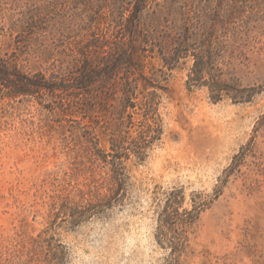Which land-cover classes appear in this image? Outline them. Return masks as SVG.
<instances>
[{
    "label": "rangeland",
    "instance_id": "1",
    "mask_svg": "<svg viewBox=\"0 0 264 264\" xmlns=\"http://www.w3.org/2000/svg\"><path fill=\"white\" fill-rule=\"evenodd\" d=\"M111 1L0 0V52L47 74L76 62L81 50L98 61L119 26L105 20L108 6L101 17L94 12ZM149 7L157 40L147 42L145 73L157 71L162 135L143 162L124 161L125 195L112 207L77 215L115 185L102 155L119 101L109 100L116 111L96 106L84 116L50 112L31 98L0 100V264H170L155 238L164 193L181 188L189 208L192 192L210 195L218 186L189 229L179 264H264V0H153ZM34 15V28L13 27ZM188 27L208 28L222 42L223 72L255 87L249 100L214 102L206 87H188L190 56L164 66L162 35Z\"/></svg>",
    "mask_w": 264,
    "mask_h": 264
},
{
    "label": "trees",
    "instance_id": "2",
    "mask_svg": "<svg viewBox=\"0 0 264 264\" xmlns=\"http://www.w3.org/2000/svg\"><path fill=\"white\" fill-rule=\"evenodd\" d=\"M151 4L153 0H112L95 10L94 14L101 17V9L108 6V18L105 20L117 22L119 26L114 45L98 61L91 59L89 50H81V58L76 62L72 60L63 71L47 74L27 69L14 53L0 52V100L31 98L50 112L71 115L69 112L74 110V113L84 116L96 106L114 110L115 106L109 100L119 101L120 108L115 109L114 121L105 125L110 150L102 155L115 185L109 196L90 203L89 211L79 210L77 215L94 214L120 202L127 185L124 161L134 156L143 162L148 150L161 138L162 127L156 102L157 71L152 70L149 75L145 73L149 53L153 52L150 50L153 46L150 47L147 42L152 38L157 40L153 32L157 26L145 18ZM37 22L40 18L34 15L13 27L18 28L21 34L24 32L21 29L23 24L25 30H30ZM191 30L188 27L177 36L170 37L164 32L162 36L169 41V50L164 51V47L158 50L164 66L170 69L180 58L190 56L193 65L186 82L188 87H206L214 102L224 96L235 102L249 100L255 87L240 85L223 72L221 60L225 48L222 42L208 28H203L201 33L199 29ZM26 37L23 36V39L26 40ZM220 190L218 186L210 195L192 192L189 208L183 206L186 197L181 188L164 193L155 238L159 246L169 251L170 264H179L187 245L189 229L220 195Z\"/></svg>",
    "mask_w": 264,
    "mask_h": 264
}]
</instances>
